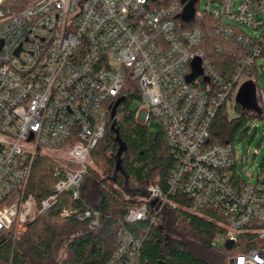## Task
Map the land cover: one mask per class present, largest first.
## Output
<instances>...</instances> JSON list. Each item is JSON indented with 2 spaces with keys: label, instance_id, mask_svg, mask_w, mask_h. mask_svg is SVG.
I'll list each match as a JSON object with an SVG mask.
<instances>
[{
  "label": "built area",
  "instance_id": "built-area-1",
  "mask_svg": "<svg viewBox=\"0 0 264 264\" xmlns=\"http://www.w3.org/2000/svg\"><path fill=\"white\" fill-rule=\"evenodd\" d=\"M11 1L0 0V238L19 239L66 192L80 199L108 115L135 83L141 92L136 117L144 115L136 120L159 123L175 163L166 190L150 186L127 210L118 248L106 264H142L146 235L128 225H153L165 210L202 215L207 208L222 217L212 220L222 229L213 247L251 238L252 248L229 264H264V175L243 183L233 171L235 146L210 143L219 109L264 59V0H208L206 10L200 0H39L19 10ZM192 1L194 19L186 23L182 17ZM205 17L242 54L229 81L200 48L196 22ZM243 25L261 33L250 36ZM196 59L201 74L189 82ZM261 102L264 108V91ZM49 151L66 158L54 170V193L38 202L27 189L37 159ZM181 195L187 204L175 200ZM73 214L63 210L61 216ZM77 217L90 219L93 229L100 225L98 212Z\"/></svg>",
  "mask_w": 264,
  "mask_h": 264
},
{
  "label": "trees",
  "instance_id": "trees-1",
  "mask_svg": "<svg viewBox=\"0 0 264 264\" xmlns=\"http://www.w3.org/2000/svg\"><path fill=\"white\" fill-rule=\"evenodd\" d=\"M37 1L14 0L11 5L19 10ZM196 24L203 33L200 48L220 77L229 81L236 73L242 55L240 49L215 34L209 17ZM255 69L256 66L251 72ZM253 87L252 81L244 87L247 91L245 102L236 99V118H230L227 102L222 105L211 125L210 143L234 145L238 130L246 128L255 118L264 119V108L252 99ZM256 93L258 96L259 92ZM233 95L234 92L229 99ZM136 100L141 103L140 89L135 83H129L115 118L111 117L112 111L108 115L105 137L91 155L102 174L89 168L79 200H74L72 193L66 192L19 239L12 235L0 238V264H106L111 259L119 245L118 233L127 210L140 204L139 200L150 186L158 185L166 190L175 163L163 130L160 128L154 133L147 125L137 122V109L132 107ZM120 143L125 150L119 156ZM58 165L60 163L47 157L37 159L27 193L38 202L54 193L57 181L54 170ZM236 169L237 165L233 171ZM259 175H264V158ZM175 200L181 205L189 202L182 195ZM63 210L75 214L62 217ZM87 210L100 214L98 228L91 227L90 219H78L77 215ZM216 218L222 219L210 208L202 215L181 209L165 210L153 225L140 221L128 225V228L134 234L146 235L142 264H229L237 252L252 248L248 243L251 238L242 237L231 250L213 247V239L222 232L212 221ZM61 250H64L63 257L60 256Z\"/></svg>",
  "mask_w": 264,
  "mask_h": 264
},
{
  "label": "rangeland",
  "instance_id": "rangeland-1",
  "mask_svg": "<svg viewBox=\"0 0 264 264\" xmlns=\"http://www.w3.org/2000/svg\"><path fill=\"white\" fill-rule=\"evenodd\" d=\"M216 4H212L210 9L216 8ZM239 6V2L235 1V8ZM200 10H206L208 8V0H200L199 2ZM242 30L244 33L255 36L261 33V30L254 31L253 29L243 25ZM261 64V65H260ZM264 59L257 63V67L255 70L250 72L249 76H244L242 81L240 82L236 92L234 93L233 97L227 101L228 113L230 118H236L237 113L234 110V105L236 103L237 96L240 92H242L243 88L250 82H254L255 87L251 90L252 99L257 102V104L262 105L261 102V92L264 91ZM257 81V84H256ZM258 96H257V93ZM133 109H138L141 107L140 101L136 100L133 102L132 105ZM263 107V105H262ZM144 115L140 116V112L137 115V120L142 122ZM148 129L151 132H159L160 125L158 122L151 120L148 124ZM237 154H238V161H237V174L239 177L247 183L254 184L257 180V177L260 173L261 164L264 158V119L255 118L251 120L246 128H242L238 130L235 144H234ZM47 158H50L58 163H64L66 158L65 152H47ZM102 174L101 168L98 167L96 164H93L91 167ZM31 180V179H30ZM219 248H223L224 244L221 243L218 245ZM64 250L60 251V256L63 257Z\"/></svg>",
  "mask_w": 264,
  "mask_h": 264
},
{
  "label": "water",
  "instance_id": "water-1",
  "mask_svg": "<svg viewBox=\"0 0 264 264\" xmlns=\"http://www.w3.org/2000/svg\"><path fill=\"white\" fill-rule=\"evenodd\" d=\"M183 2H185V0H183ZM194 15H195V2L192 1L187 5L182 18L186 23H189L190 21H192L194 19ZM192 69H193V74L188 78L189 82H192L201 74V60L200 59H196L192 63ZM246 99H247V91L243 88L242 92L239 93L237 100H239L241 102H245ZM122 101H123V99H119L117 101V103L115 104V106L112 110V114H111L112 118H115L116 110H117L118 106L122 103ZM139 124H142V123H139ZM142 125H144V124H142ZM118 139H119V137H118ZM120 145H121V147H120V150L118 153L119 156L125 150L124 145H122L121 143H120ZM232 247H233V243H231V242L227 243V245L225 246V248L227 250H231Z\"/></svg>",
  "mask_w": 264,
  "mask_h": 264
}]
</instances>
